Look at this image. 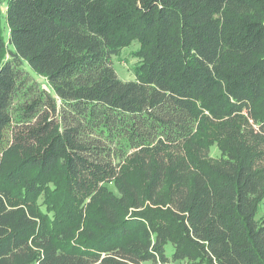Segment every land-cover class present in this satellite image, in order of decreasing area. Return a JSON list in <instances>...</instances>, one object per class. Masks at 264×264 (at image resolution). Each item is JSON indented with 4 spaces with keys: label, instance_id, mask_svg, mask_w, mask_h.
I'll return each mask as SVG.
<instances>
[{
    "label": "trees",
    "instance_id": "16d2710c",
    "mask_svg": "<svg viewBox=\"0 0 264 264\" xmlns=\"http://www.w3.org/2000/svg\"><path fill=\"white\" fill-rule=\"evenodd\" d=\"M263 202L264 0L0 10V264H264Z\"/></svg>",
    "mask_w": 264,
    "mask_h": 264
},
{
    "label": "rangeland",
    "instance_id": "374dc122",
    "mask_svg": "<svg viewBox=\"0 0 264 264\" xmlns=\"http://www.w3.org/2000/svg\"><path fill=\"white\" fill-rule=\"evenodd\" d=\"M7 4H8V0H0V10L2 14H4L7 8ZM7 35H8V31L4 29L3 37L6 38ZM138 48H139L138 43L134 41L130 43V45L118 49L116 56L112 58L113 68L120 80L131 81L135 79L134 68L137 67L138 64L140 63V59L136 55ZM32 76L40 84L44 83L41 77H38L34 74ZM211 155L214 157L219 155L215 147L211 148ZM258 216H264V208L262 207V205ZM171 252H172V247L168 246L167 254L170 255ZM176 264H186V263L179 262Z\"/></svg>",
    "mask_w": 264,
    "mask_h": 264
},
{
    "label": "built area",
    "instance_id": "2783aa9c",
    "mask_svg": "<svg viewBox=\"0 0 264 264\" xmlns=\"http://www.w3.org/2000/svg\"><path fill=\"white\" fill-rule=\"evenodd\" d=\"M262 207L264 208V202H263V204H262Z\"/></svg>",
    "mask_w": 264,
    "mask_h": 264
}]
</instances>
